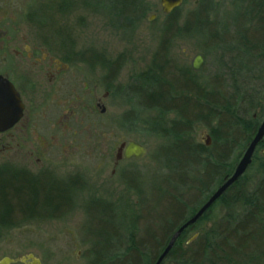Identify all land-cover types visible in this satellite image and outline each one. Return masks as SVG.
Listing matches in <instances>:
<instances>
[{
  "label": "rangeland",
  "instance_id": "374dc122",
  "mask_svg": "<svg viewBox=\"0 0 264 264\" xmlns=\"http://www.w3.org/2000/svg\"><path fill=\"white\" fill-rule=\"evenodd\" d=\"M146 1L149 11L136 27L126 29L119 26L118 5L111 0H0V72L7 71L18 81L26 105L21 124L0 132V165L27 168L34 174L49 171L61 180L78 175L84 182L73 191L72 205L63 216L1 228L0 258L33 253L41 264H89L96 246L101 251L108 243L128 245L130 236L144 238L146 228H160L162 218L175 208L173 193L187 190L179 185L164 187L161 179L167 169L153 158L164 140L130 129L122 119L129 101L116 92L117 86H126L131 76L151 65L158 46L165 14L158 0ZM204 2L210 7V28L222 34V43L217 37L209 40L204 31L181 34L173 38L169 56L178 69L192 70L193 55L203 54L201 70H192L191 75L197 84L209 87L215 75L227 72L229 53L219 46L225 45L234 23L239 22L236 13L244 0H200L198 8L193 0H185L179 23ZM27 45L39 56L49 51L64 60L69 58L65 59V52L71 51L69 69L51 82L48 69L52 62L28 58ZM16 50L23 66L17 73L4 62V57L16 60ZM117 62L119 69L108 87L107 67ZM17 74L24 78L20 83ZM194 138L208 141L206 145L213 142L209 128L199 123ZM128 140L145 145L146 155L115 163L118 145ZM94 199L109 205L115 219L106 210L90 216L87 205ZM229 212L218 203L202 228L219 225ZM140 215L143 220L138 228Z\"/></svg>",
  "mask_w": 264,
  "mask_h": 264
},
{
  "label": "trees",
  "instance_id": "16d2710c",
  "mask_svg": "<svg viewBox=\"0 0 264 264\" xmlns=\"http://www.w3.org/2000/svg\"><path fill=\"white\" fill-rule=\"evenodd\" d=\"M111 3L118 5L119 26L126 29L136 27L150 9L146 0ZM200 7L182 24L181 7L165 15L151 65L131 76L126 86L116 88L130 104L123 122L130 129L164 140L153 153L155 161L167 169L161 179L164 187L179 185L187 190L170 197L175 208L162 218L160 228H146L144 238L130 236L128 245L108 243L101 251L96 246L89 264H104V260L110 261L107 264H153L172 233L232 173L264 117V0H244L236 13L240 20L233 25V35L228 34L225 45L219 46L229 53L227 72L215 75V83L209 82V87L197 84L193 71L178 69L169 56L173 38L181 34L204 31L209 40L222 39L208 23L209 4L204 2ZM118 69V62L108 65V87ZM148 111L156 114L148 116ZM171 114L174 116L168 118ZM198 123L209 128L210 145L195 140ZM82 186L78 175L61 180L49 171L34 174L26 168L0 165V229L63 216L72 205L73 191ZM218 203L230 212L219 225L202 228ZM87 209L90 216L106 210L115 219L112 208L100 199L88 202ZM136 220L139 228L142 216ZM191 233L197 236L189 241ZM246 263L264 264V137L243 175L181 232L161 262Z\"/></svg>",
  "mask_w": 264,
  "mask_h": 264
},
{
  "label": "water",
  "instance_id": "95a60500",
  "mask_svg": "<svg viewBox=\"0 0 264 264\" xmlns=\"http://www.w3.org/2000/svg\"><path fill=\"white\" fill-rule=\"evenodd\" d=\"M163 13H169L173 8L180 6L183 0H158ZM152 18V17H151ZM150 18V19H151ZM204 56L201 53L193 55L190 66L193 71L201 70ZM24 103L22 98L14 86V84L3 74L0 73V132L12 128L24 114ZM104 111V108L102 109ZM264 137V117L260 121L257 130L246 148L244 149L239 160L230 175H227L223 182L219 184L215 190L211 192L206 201L191 215L184 223H182L171 235L168 243L156 258L153 264H161L166 257L176 239L181 232L190 224L195 223L204 212L246 171L252 161L253 153L258 143ZM209 142L207 141L206 144ZM147 153L145 145L135 140L122 141L115 153V163L120 159H141ZM195 237V235H194ZM13 262H22L24 264H41L39 258L33 253H28L20 257L3 256L0 258V264H9Z\"/></svg>",
  "mask_w": 264,
  "mask_h": 264
},
{
  "label": "flooded vegetation",
  "instance_id": "af4514ba",
  "mask_svg": "<svg viewBox=\"0 0 264 264\" xmlns=\"http://www.w3.org/2000/svg\"><path fill=\"white\" fill-rule=\"evenodd\" d=\"M185 0H183L182 1V3H181V5L183 4V2H184ZM199 1L200 0H193V4H194V6L195 7H197L198 5H199ZM180 5V6H181ZM180 6H177V7H180ZM177 7H175V8H177ZM175 8H173L169 13H164L165 15H168V14H170ZM198 8V7H197ZM198 10V9H197ZM25 49H26V52H27V55H28V58H34L36 61H38V62H40L41 60H44V59H48L49 61H51L52 62V64L50 65V67H49V65L47 66V68L49 67V69H48V72H49V80L51 81V82H53V81H55L56 79L58 80V79H60V77L64 74L63 72H65L67 69H69V58L71 57V56H69V54H72V52L71 51H66L65 53L66 54H68V56L65 58V59H67L68 57V59L67 60H64L63 58L61 59L60 57H58V56H55L54 54H52V53H50L49 51H44V52H42V55L41 56H39L38 55V53H36V50H34V49H32V50H30L29 49V45H27V46H25ZM3 51V50H2ZM16 52V54L14 55V57L16 58V60H11V59H7L6 57H4V62H6V64L9 66V67H11V68H9V69H11L13 72H16L17 73V71H19L20 69H22L21 68V66L22 65H20V63L18 62V60L19 59H21L22 57V55H21V53H20V51H18V50H16L15 51ZM74 56H77V53L74 55ZM6 64H4V66L6 65ZM23 67V66H22ZM1 74H3L4 76H6L13 84H14V86L16 87V89L18 90V92H19V94H20V96H21V98H22V92H21V90H20V87H19V84H18V81L17 80H14L13 78H11L8 74H7V71L4 73H2V72H0ZM63 73V74H62ZM18 75V74H17ZM19 76V83L21 82V80H24V78L23 77H21L20 75H18ZM108 92L106 91V94H107ZM22 101H23V98H22ZM98 106H101V101H100V99H98ZM23 103H24V106H25V108H24V114H23V116L21 117V119L13 126V127H17V125H19V124H21V122L25 119V113H26V105H25V102L23 101ZM102 109H103V107L101 108V111H102ZM12 127V128H13ZM11 129V128H10ZM9 130V129H8ZM7 131V130H6ZM121 160V159H120ZM27 169V168H26ZM29 170V169H28ZM31 171V170H30ZM31 172H33V171H31ZM224 180V179H223ZM223 180L219 183V184H221L222 182H223ZM218 184V185H219ZM217 185V186H218ZM215 190V189H214Z\"/></svg>",
  "mask_w": 264,
  "mask_h": 264
}]
</instances>
